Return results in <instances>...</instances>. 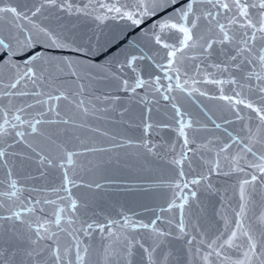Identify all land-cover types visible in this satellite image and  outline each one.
<instances>
[{
	"label": "snow or ice",
	"instance_id": "1",
	"mask_svg": "<svg viewBox=\"0 0 264 264\" xmlns=\"http://www.w3.org/2000/svg\"><path fill=\"white\" fill-rule=\"evenodd\" d=\"M0 264H264V0H0Z\"/></svg>",
	"mask_w": 264,
	"mask_h": 264
}]
</instances>
